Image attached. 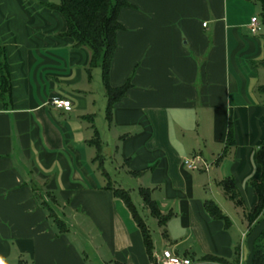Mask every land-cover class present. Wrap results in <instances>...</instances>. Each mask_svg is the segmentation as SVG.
<instances>
[{
  "label": "crops",
  "instance_id": "crops-1",
  "mask_svg": "<svg viewBox=\"0 0 264 264\" xmlns=\"http://www.w3.org/2000/svg\"><path fill=\"white\" fill-rule=\"evenodd\" d=\"M127 1L110 83L121 86L133 74L132 86L109 120L105 88L96 99L102 70L87 73L89 50L74 46L65 18L48 6L59 0H0L12 86L10 98L0 96V264H160L164 249L192 264H253L264 229V212L247 218L258 203L252 183L262 174L261 2ZM56 97L71 100V109L52 105ZM96 105L106 108L105 140L94 124ZM230 126L235 145L223 155ZM118 170L139 194L138 207L139 188L148 189L168 216L163 226L154 218V260L131 211L106 187V171L124 187L113 179ZM228 177L242 205L225 194ZM208 200L224 219L208 212Z\"/></svg>",
  "mask_w": 264,
  "mask_h": 264
},
{
  "label": "trees",
  "instance_id": "trees-1",
  "mask_svg": "<svg viewBox=\"0 0 264 264\" xmlns=\"http://www.w3.org/2000/svg\"><path fill=\"white\" fill-rule=\"evenodd\" d=\"M259 1L262 5L264 17V0ZM48 6L59 11L65 18L67 29L64 34L74 39V46L86 47L89 50L90 61L86 68L87 73L91 75L93 69L97 67L101 68L105 93L108 98L107 116L110 120L115 104L121 100L126 91L132 86L131 79L133 74L121 86L115 87L110 83L111 66L118 46L117 33L124 28L119 21V13L124 7L131 6V4L127 0H59L58 3H48ZM0 87V96L4 100L10 98L12 88L11 75L7 53L3 47H0ZM259 91L264 93V85L259 86ZM101 143L99 133H97L94 144L99 152H101ZM234 145V131L230 126L223 155ZM257 162L262 167V174L260 180L253 181L252 183L258 196V203L254 211L248 213L247 218L249 222L254 221L264 212V140L261 142L257 152ZM105 175L109 180L106 187L111 189L116 197L122 199L131 211L142 233L146 250L151 260H154V241L145 216L150 215L158 219L161 226L165 224L168 216L161 214L157 203L148 189L139 188L143 205L138 207L130 189L121 187L120 185L116 186L111 181V176L107 171ZM221 186L231 200L238 205L243 204V200L232 177L224 179L221 182ZM45 205L49 214L53 216L59 233L66 232L68 229L67 224L56 216L53 208L49 204ZM206 208L212 216L222 219L225 218L220 207L215 202L208 200L206 202ZM143 212L146 214L145 216ZM253 264H264V229L254 245Z\"/></svg>",
  "mask_w": 264,
  "mask_h": 264
},
{
  "label": "rangeland",
  "instance_id": "rangeland-1",
  "mask_svg": "<svg viewBox=\"0 0 264 264\" xmlns=\"http://www.w3.org/2000/svg\"><path fill=\"white\" fill-rule=\"evenodd\" d=\"M259 12H261V9H259ZM260 15H261V13H260ZM263 32H264V29H263L262 33ZM94 82L96 83L95 90H96L97 103H100V101L105 98L104 97V84H103L102 77H101V79L99 81L100 83L99 82L97 83V81H94ZM99 87H100V89H99ZM96 109H97L95 111L96 114L93 115L94 124H95V127H97L98 130L100 131L102 138L105 140L106 139L105 136L109 135L108 134L109 133L108 123H107L106 118H105V116H106V108L104 109L105 111L104 110L101 111V110H98V106L96 105ZM100 113H103V114H100ZM85 122L88 123L90 121L86 120ZM112 151L116 152L114 150V148H113ZM127 175L128 174H126V172L121 171V170H118L117 173L114 171L113 179H115L119 184H122L125 188H131L132 187L131 185H133V184H131L129 182V178L127 177ZM125 178H127V179H125ZM133 199H134L135 203L137 204V206H139V203H140L139 202V194L137 192L133 194ZM146 218H147V222H148V224H149V226H150V228L152 230V234L154 236L158 235V232H157L158 231V225H157L156 222H154V218L152 216H150V215L146 216Z\"/></svg>",
  "mask_w": 264,
  "mask_h": 264
},
{
  "label": "built area",
  "instance_id": "built-area-1",
  "mask_svg": "<svg viewBox=\"0 0 264 264\" xmlns=\"http://www.w3.org/2000/svg\"><path fill=\"white\" fill-rule=\"evenodd\" d=\"M206 25V23H204ZM251 30L256 33L260 30V23H258L257 17L252 18ZM52 105L57 108H63L65 110H70L72 107L71 100L64 98H53L51 100ZM185 164L189 168H194L195 164L191 159H185ZM160 264H192V260L188 257H182L173 253L170 249H164L159 257Z\"/></svg>",
  "mask_w": 264,
  "mask_h": 264
}]
</instances>
